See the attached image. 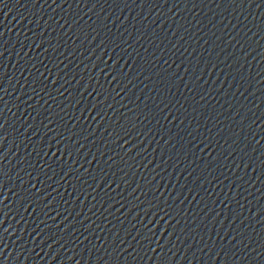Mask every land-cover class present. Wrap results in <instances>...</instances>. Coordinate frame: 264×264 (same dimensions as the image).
Listing matches in <instances>:
<instances>
[{
	"label": "water",
	"instance_id": "1",
	"mask_svg": "<svg viewBox=\"0 0 264 264\" xmlns=\"http://www.w3.org/2000/svg\"><path fill=\"white\" fill-rule=\"evenodd\" d=\"M0 264H264V0H0Z\"/></svg>",
	"mask_w": 264,
	"mask_h": 264
}]
</instances>
